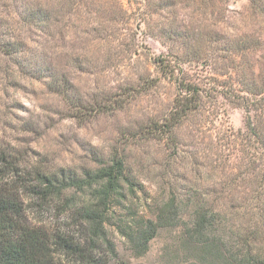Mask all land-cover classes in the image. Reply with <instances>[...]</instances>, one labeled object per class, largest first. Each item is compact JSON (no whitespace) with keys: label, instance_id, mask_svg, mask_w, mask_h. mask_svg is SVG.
<instances>
[{"label":"rangeland","instance_id":"374dc122","mask_svg":"<svg viewBox=\"0 0 264 264\" xmlns=\"http://www.w3.org/2000/svg\"><path fill=\"white\" fill-rule=\"evenodd\" d=\"M85 1L86 5L97 3L93 7L99 14L93 10L94 14L88 15L89 8L86 11L81 0H0V45L16 41L38 51L39 57L47 55H42L41 64L59 76L67 74L86 101H109L108 113L89 117L84 124L68 118L64 103L44 80L22 73L16 57L0 52V187L15 189L17 200L26 209L25 223L50 232L61 228L55 213L34 204L23 180L25 185H33L37 171L92 166L95 149L125 152L146 188L135 202L141 206L140 213H148V206H154V200L160 201L175 186L207 192L215 181L222 184L241 176L244 169L239 170L237 148L243 140L244 114L237 108L217 106L202 125L183 126V150L177 159L172 149L165 148L167 143L139 132L167 114L176 93L174 80L162 75L154 63L158 56L172 58L170 55L185 45L170 39L167 31L189 28L193 36L251 30L253 24L242 21L247 2L153 0L154 5L163 6H158V12L146 13V8L129 0ZM26 8L41 9L52 20L44 27L28 28L22 21ZM95 30L110 36L104 44L93 43L88 33ZM189 73L192 79L205 78L225 91L229 88L226 77H219L211 67L192 68ZM191 151L202 157L203 166L197 174ZM111 239L117 256L110 264H190L180 230H163L143 257H136L117 233L112 232ZM54 262L80 264L64 254L55 256Z\"/></svg>","mask_w":264,"mask_h":264},{"label":"trees","instance_id":"16d2710c","mask_svg":"<svg viewBox=\"0 0 264 264\" xmlns=\"http://www.w3.org/2000/svg\"><path fill=\"white\" fill-rule=\"evenodd\" d=\"M244 1L248 5L242 21L253 24L251 30L193 36L189 28L175 34L167 31L170 39L185 45L171 54L172 58L158 56L154 63L162 75L174 80L176 93L167 114L139 132L167 143L165 148L172 149L177 159L183 150V126L202 125L217 106L237 108L244 114L243 140L237 148L239 170H245L241 176L222 184L215 181L207 192L175 186L163 199L154 200V206H148V215L140 213L141 206L135 203L138 193L145 194L146 188L125 152L95 149L92 166L37 171L33 185H25L23 180L34 204L58 216L61 228L55 232L26 224V209L17 200L15 189L0 187V264H55L54 257L59 254L80 264H110L117 256L112 232L125 240L136 257H143L163 230H180L190 264H264V0ZM84 2L81 0L85 10L89 8L88 15L99 14L93 7L97 3ZM129 2L146 8V13L158 12L163 6L158 8L153 0ZM24 14L22 21L28 28L44 27L52 20L41 9L26 8ZM88 35L96 45L110 37L99 30ZM0 52L16 57L22 73L44 80L49 91L64 103L68 118L84 124L89 117L109 112L108 100L86 101L67 74L59 76L41 64L44 54L39 57L38 51L16 41L0 45ZM208 67L226 77L224 82L230 84L227 91L205 78L190 77L192 68ZM190 157L195 173L199 172L202 157L197 151H191Z\"/></svg>","mask_w":264,"mask_h":264}]
</instances>
